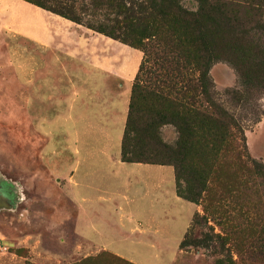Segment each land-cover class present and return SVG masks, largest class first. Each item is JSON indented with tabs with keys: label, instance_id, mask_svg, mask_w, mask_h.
<instances>
[{
	"label": "rangeland",
	"instance_id": "obj_1",
	"mask_svg": "<svg viewBox=\"0 0 264 264\" xmlns=\"http://www.w3.org/2000/svg\"><path fill=\"white\" fill-rule=\"evenodd\" d=\"M33 1L77 18L91 30L98 25L107 28L115 20L119 23L123 18L116 8L119 4L129 2L137 11L143 2H162ZM228 1L226 7L217 4L213 20L200 28L207 41L203 50L209 54L200 60L207 68L209 100L234 123L217 158L210 155L209 147L198 146L195 155L184 152L177 129L151 116L145 94V100H135V121L124 134L125 157L174 162L176 190L181 195L194 188L199 192L182 246L183 236L177 245L175 240L185 221L180 209L176 216L159 218L158 230L150 237L137 240L115 241L106 236L110 228L105 222L102 227L98 222L104 239H113V247L137 256L143 264H264V0ZM177 4L188 11L199 7L197 0ZM0 16V264H136L83 240L80 215L70 209H66L70 214L55 213L69 208L65 191L59 189L69 160L65 135H45L37 127L33 81L21 87L17 79L19 56L23 52L32 56L33 44L11 35L4 25L9 17L5 8ZM122 45V59L129 64L131 53L138 54L139 49ZM149 58L139 73L144 91L168 94L185 107L214 116L213 106L198 93V71L190 61L176 64L169 56L155 62ZM155 111L167 114L157 107ZM198 175L203 183H196Z\"/></svg>",
	"mask_w": 264,
	"mask_h": 264
},
{
	"label": "crops",
	"instance_id": "obj_2",
	"mask_svg": "<svg viewBox=\"0 0 264 264\" xmlns=\"http://www.w3.org/2000/svg\"><path fill=\"white\" fill-rule=\"evenodd\" d=\"M4 8L9 13L4 25L8 24L11 35L33 44L32 56L26 52L19 56L17 79L21 87L33 81L37 127L45 135H65L69 160L59 189L65 191L69 208L55 213L70 214L66 210L70 209L81 216L83 240L143 264L137 256L113 247V239H104L98 222L99 227L105 222L110 228L106 236L115 241L137 240L150 237L158 230L159 218L176 216L180 209L185 221L177 245L196 206L177 195L172 166L120 158L130 87L141 51L129 46L139 53H131L128 64L118 40L24 0H0V15Z\"/></svg>",
	"mask_w": 264,
	"mask_h": 264
},
{
	"label": "trees",
	"instance_id": "obj_3",
	"mask_svg": "<svg viewBox=\"0 0 264 264\" xmlns=\"http://www.w3.org/2000/svg\"><path fill=\"white\" fill-rule=\"evenodd\" d=\"M24 1L80 24L77 18L67 16L64 12L45 7L38 1ZM177 1L178 0H162V2L158 4L152 2V5L143 2L138 5L137 11L133 10V7L128 4L129 2L122 3L116 7L119 13H123V18L119 23L115 20L114 24L110 22L111 24L107 26V28L98 25L96 28L92 29L112 39L118 40L123 44L139 49L142 53L138 70L130 87L128 110L120 147L121 160L169 164L173 168L174 182L175 177H178V167L174 162L172 164L166 162H150L139 159L138 157L133 159L125 157V150L123 148L124 134L128 125L132 124V120H134V104L137 98L145 100V94L147 101L149 100V102H151L149 104L151 116H154L158 122L163 119L160 123H171L179 132V137L181 138L178 141H180L181 148L184 152H191L192 155H195L198 146L202 149L209 147L210 155H212L214 159L217 158L221 144L227 137L231 136V134H229V129L234 127L232 120L226 114L218 111L216 106H213V103L210 102L205 84L207 68H203L200 62L201 59L209 57L208 52L203 50V47L207 45V41L205 35H201L200 28L207 27V24L213 20V11L215 9L217 10L219 6L217 4L222 3L223 7H226L229 1L197 0L199 7L195 11L182 9L177 4ZM131 4H135L134 1H131ZM87 28L90 27L87 26ZM150 56L152 61L154 60L153 62L159 59L166 60L168 56L171 61L175 58L176 64L179 62L182 63V60L184 62L190 61L193 67L198 71V93L203 97V100L209 104V107L213 106L214 116L204 111L202 112L185 107L183 103L176 102L173 98L168 96V94L164 96L155 91H144L143 89L145 86L139 79V73H141L144 64L148 62ZM177 106H180L182 110H178ZM155 107L167 114L165 115L159 113V111H155ZM194 148H196V150ZM207 156L208 155H205V157ZM237 158L239 159L236 154V159ZM208 169L210 168H206L205 170L208 171ZM203 180L204 179L198 175L196 183H203ZM175 191L178 196L190 202H195L197 195H199V192L195 188L189 189V194L186 195H181L180 192L176 190V187ZM185 235L186 232L180 240L179 245L181 246L184 243Z\"/></svg>",
	"mask_w": 264,
	"mask_h": 264
}]
</instances>
